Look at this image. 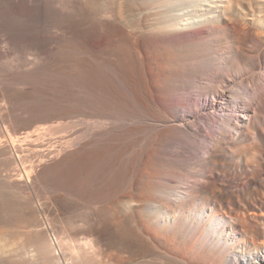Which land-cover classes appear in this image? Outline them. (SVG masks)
<instances>
[{"label":"bare ground","instance_id":"1","mask_svg":"<svg viewBox=\"0 0 264 264\" xmlns=\"http://www.w3.org/2000/svg\"><path fill=\"white\" fill-rule=\"evenodd\" d=\"M8 1L46 88L0 87V264H264V0Z\"/></svg>","mask_w":264,"mask_h":264},{"label":"rangeland","instance_id":"2","mask_svg":"<svg viewBox=\"0 0 264 264\" xmlns=\"http://www.w3.org/2000/svg\"><path fill=\"white\" fill-rule=\"evenodd\" d=\"M7 1L8 0H0V16H1L0 17V20H1L0 21V24H1L0 32L2 31L0 33V62H1L0 63V69H1L0 70V84H1L0 87H1V91H3L4 93H6L5 92L6 90L7 91L14 90L12 92H15L16 97L19 99L18 103L23 108L21 109V107H18V111L19 110L20 111L17 112L16 118L18 117L17 119L18 120L20 119V121L22 120L24 121L25 119H26L25 121H28V120H31L30 118H31V115L33 114H36V115L38 114L39 116L43 114L42 113L43 104H44V100H43L44 94L43 93L45 91L44 89L46 88L45 87L46 86V68H45V61H44L46 51H45L44 46L42 47V41H43V34L41 31L42 24L41 26L39 24V23H42V18L41 20L37 19L38 22H36L35 18L33 17L34 12H35L34 10H36V8H33V4L30 2H27L28 7L25 6L24 8V6H21L20 3H18L19 5L17 4L14 5V3H12L14 5L13 6L11 2L8 1L9 2L8 3ZM20 9L21 10L24 9V10L21 11ZM29 12H32V13H29ZM30 18L31 19L34 18V19L31 20ZM4 32H6L7 34ZM29 40L31 41V43ZM34 41H36L39 48L38 46H36ZM29 43L31 44V46ZM16 91L18 94H16ZM18 91L22 94H20ZM2 96L3 97L1 98V100L4 101V103L9 102L7 94H4ZM24 97L26 100L24 99ZM22 99H24L25 102L24 101L22 102ZM32 110L36 112L39 111V112L33 113ZM28 111L29 113L30 112L32 113L29 114Z\"/></svg>","mask_w":264,"mask_h":264}]
</instances>
